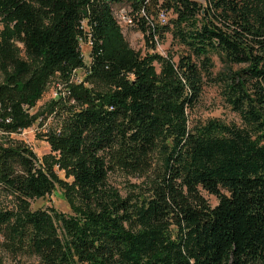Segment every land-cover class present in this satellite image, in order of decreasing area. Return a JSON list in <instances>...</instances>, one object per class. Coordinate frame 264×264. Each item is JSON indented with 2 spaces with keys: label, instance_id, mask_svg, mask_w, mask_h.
<instances>
[{
  "label": "trees",
  "instance_id": "obj_1",
  "mask_svg": "<svg viewBox=\"0 0 264 264\" xmlns=\"http://www.w3.org/2000/svg\"><path fill=\"white\" fill-rule=\"evenodd\" d=\"M118 4L147 43L171 32L178 60L131 48ZM216 53L228 68L214 81L242 124L191 125ZM75 69L87 79L32 114ZM0 72V192L14 199H0V249L14 260L264 264V0H0ZM45 111L58 122L42 132L51 152L39 159L10 136ZM114 172L142 181L123 195ZM57 187L72 213L33 208Z\"/></svg>",
  "mask_w": 264,
  "mask_h": 264
},
{
  "label": "rangeland",
  "instance_id": "obj_2",
  "mask_svg": "<svg viewBox=\"0 0 264 264\" xmlns=\"http://www.w3.org/2000/svg\"><path fill=\"white\" fill-rule=\"evenodd\" d=\"M200 2H205L206 0H198ZM122 5V4H120ZM120 5H114V10L117 12L118 19L120 21V25L122 28V32L125 35L127 41L131 48L136 50L142 55H146V53L157 52L162 55L173 54L175 59L178 60L179 53L182 51L183 46L174 41L171 32H167L165 38L156 40L155 42L150 41L146 42L145 34L140 29V26L134 25L126 22L123 18L122 10H129L127 8H121ZM121 8V9H119ZM173 17V12L168 11L167 20ZM83 53L86 61H89V53L90 48L86 41H83ZM23 54V53H22ZM214 60V68L212 69V73L210 76H204V86L203 92L200 96V99L194 109L190 113V123H204L209 119H220L227 123H237L242 124V119L240 115L235 112L232 107L225 101L222 95V83L214 81L215 77L223 70L228 68V65L224 62L222 57L219 54H213ZM158 69L160 68L157 64ZM234 68H239L240 65H233ZM80 77L87 79V74L82 71L80 72ZM3 81V75L0 72V83ZM52 82L48 89L46 90L43 97L37 102V104L31 108L30 112L32 114L40 113L45 110L47 105L53 99V87ZM88 82L86 86H89ZM47 111V110H46ZM45 111V115L49 116V114ZM43 115V116H45ZM42 117L34 123L30 128L25 129L20 133L12 134L10 137L14 140L23 141L25 144L30 146L34 152L37 154L39 159H43L45 155L51 152V147L49 143L44 140L41 136L42 132L47 129L49 125L56 124L58 122L57 118L50 115L46 118L44 123L41 124ZM8 138L0 133V141H6ZM61 177H65V172H59ZM71 180V178H68ZM142 179L138 177H134L131 175H127L122 172H114L109 174L108 183L113 188L120 191L123 195H125L129 189L131 188V184L140 183ZM206 198L209 200L212 206L218 204V197L214 194H210L209 192L203 191ZM0 199L4 202L5 205L13 206L14 199L9 194H3L0 192ZM33 208L40 207H55L58 211L72 213L71 207L65 198L64 191L62 188L57 187L54 193L47 195L45 198H39L32 202ZM0 256L7 264H31V262L35 263L36 258L31 257H21L17 260H14L5 250L0 249Z\"/></svg>",
  "mask_w": 264,
  "mask_h": 264
},
{
  "label": "built area",
  "instance_id": "obj_3",
  "mask_svg": "<svg viewBox=\"0 0 264 264\" xmlns=\"http://www.w3.org/2000/svg\"><path fill=\"white\" fill-rule=\"evenodd\" d=\"M122 12H123V18H128L129 22L134 24V22L131 19L130 14H129V10H122ZM160 17H161L160 19H161L162 23H167L168 22L167 16L165 14H161ZM87 44H88L89 48L91 49L90 43L87 42ZM81 50H82V54L84 56V53H83V41L81 43ZM84 58H85V56H84ZM89 60H90V55H89ZM82 71H83L82 69H75L73 74H72V76H71V78L68 81H62V80L54 81V83H53V87H54L53 98L60 99V98L67 97L70 94V87H71L72 84H74V83H82L84 81V78L80 77V72H82Z\"/></svg>",
  "mask_w": 264,
  "mask_h": 264
},
{
  "label": "bare ground",
  "instance_id": "obj_4",
  "mask_svg": "<svg viewBox=\"0 0 264 264\" xmlns=\"http://www.w3.org/2000/svg\"><path fill=\"white\" fill-rule=\"evenodd\" d=\"M124 20L127 22L128 21V24L131 23L129 22V19L128 18H124ZM132 24V23H131Z\"/></svg>",
  "mask_w": 264,
  "mask_h": 264
}]
</instances>
